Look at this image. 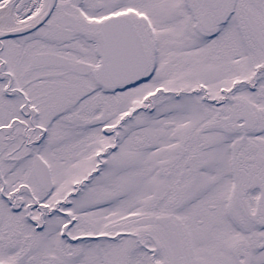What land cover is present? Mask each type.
<instances>
[{"label": "snow or ice", "instance_id": "snow-or-ice-1", "mask_svg": "<svg viewBox=\"0 0 264 264\" xmlns=\"http://www.w3.org/2000/svg\"><path fill=\"white\" fill-rule=\"evenodd\" d=\"M0 264H264V0H0Z\"/></svg>", "mask_w": 264, "mask_h": 264}]
</instances>
